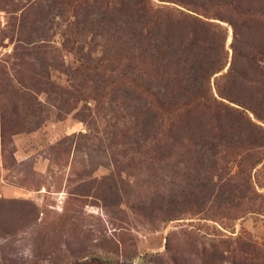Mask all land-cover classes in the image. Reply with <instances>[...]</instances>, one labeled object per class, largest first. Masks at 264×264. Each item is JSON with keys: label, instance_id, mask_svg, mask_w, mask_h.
Listing matches in <instances>:
<instances>
[{"label": "rangeland", "instance_id": "374dc122", "mask_svg": "<svg viewBox=\"0 0 264 264\" xmlns=\"http://www.w3.org/2000/svg\"><path fill=\"white\" fill-rule=\"evenodd\" d=\"M213 1L0 0V264H264V0ZM162 5L220 23L182 65L242 90L176 141L132 90Z\"/></svg>", "mask_w": 264, "mask_h": 264}, {"label": "trees", "instance_id": "16d2710c", "mask_svg": "<svg viewBox=\"0 0 264 264\" xmlns=\"http://www.w3.org/2000/svg\"><path fill=\"white\" fill-rule=\"evenodd\" d=\"M171 2L177 3L178 0H171ZM213 3L215 1L206 0V7L211 8ZM126 24L129 28L131 21ZM219 25L220 23L215 21L201 18L198 12L192 14L179 7L171 8L166 5L149 6L144 13L135 17L133 43H137L141 49L133 50L131 58H141L142 54L147 82L144 90V83L139 81L141 62H133L131 67L132 74L134 73L135 76L132 81L135 82L132 84V90L138 91L142 97L145 92L148 95V108L151 113L150 127L154 126L155 133L160 132L176 141L180 133L184 131L183 128H187V126H181L182 115H189L201 108L204 112H219L227 106L230 107L218 98L216 92L238 101L242 90L236 83H231L226 88L217 84L216 90L213 89L209 76L218 66L210 69L204 66L201 63L203 59L200 56L201 53L195 55L187 68L182 65L188 59L183 56L182 53H185L186 49L182 52L181 46L188 47V50L201 45L206 42L205 34L213 30L219 32L217 29ZM183 34L187 37L181 40L180 36ZM142 35L144 41H147L144 49L141 47ZM189 35L196 37L189 40ZM123 93H125L124 90ZM123 98L125 101L128 94H125ZM154 148L156 150L157 146ZM173 149L174 146L169 147V150Z\"/></svg>", "mask_w": 264, "mask_h": 264}]
</instances>
